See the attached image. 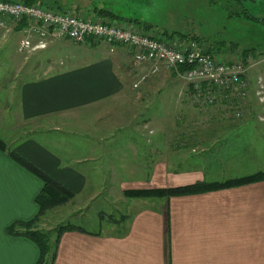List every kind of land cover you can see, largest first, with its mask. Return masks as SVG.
I'll list each match as a JSON object with an SVG mask.
<instances>
[{"label": "crops", "instance_id": "obj_1", "mask_svg": "<svg viewBox=\"0 0 264 264\" xmlns=\"http://www.w3.org/2000/svg\"><path fill=\"white\" fill-rule=\"evenodd\" d=\"M36 1V4L42 3L57 11L74 12L110 23H126L143 33L145 28H150L147 31L150 35L173 34V39L178 40L175 37L177 29L173 27L179 7L175 0ZM185 1L188 3V0L183 3ZM10 34L21 33L8 32L0 39V45L6 43ZM32 42L36 44L38 39L33 37ZM45 52H51V57L55 53L66 56L58 64H52L51 57L45 62L40 59ZM21 55L23 60L16 64L19 68L8 88L11 104L0 109V141L4 145L3 150L0 149V264H264V181L168 198L128 199L123 195L127 190L223 182L262 171L214 179H207L203 171L210 164L215 167L225 162L236 165L239 154L246 152L247 143L241 138L247 135L244 130L253 129L254 135H264V123L259 120L264 113L250 103V96L246 101V113L256 121L206 120L198 124L176 120L169 125L171 131L167 141L160 138L162 142H156V147L151 148L154 159L148 177L121 180L117 189L112 184L106 187V180H101L100 184L92 182L100 168L94 164L99 158L91 154L92 151L76 152L72 147L76 143L80 146L79 141L40 139L33 134L41 129L59 132L64 127L91 130L94 146L108 142L109 138L92 137L120 125L134 127L140 136V129L145 130V125L143 120L136 121V117L140 100H144L147 91L144 86L139 90L129 87V77L136 79L145 70L135 62L133 50L93 38L75 44L67 39L49 37L44 49ZM33 58L36 64H31ZM231 59L234 58L230 56L225 60ZM165 78L173 80L176 76L163 71L148 78L140 87ZM177 106L175 111L182 114L190 109ZM129 109L137 111L129 118L130 123L124 118ZM194 110L198 112L197 108ZM160 111L158 108V113ZM203 111L200 110L211 118L216 114L221 119L226 116L220 106ZM191 123L200 128L201 137H194L187 131ZM161 129L158 123L152 133L163 135ZM241 141L243 144L238 146H227ZM199 145L202 147L196 151ZM127 147L132 156H140L133 141ZM93 150L95 152V147ZM241 161L242 166H246L249 159L243 157ZM30 168L72 194L63 207H73L75 212L82 213L105 192L117 204L113 209L122 214L118 220L110 221V229L101 232L68 225L72 228L58 237L52 239L50 235V250L40 261V252L32 240L8 231L12 226L30 223L39 213L36 198L43 182ZM103 218L102 214L100 219ZM41 220L42 216L33 228L39 229L36 225H43Z\"/></svg>", "mask_w": 264, "mask_h": 264}, {"label": "rangeland", "instance_id": "obj_2", "mask_svg": "<svg viewBox=\"0 0 264 264\" xmlns=\"http://www.w3.org/2000/svg\"><path fill=\"white\" fill-rule=\"evenodd\" d=\"M175 1L176 4H179V7H177L178 17L174 16L175 18L173 19V27L177 29L175 36L178 38L180 35L189 38L188 40H195V42L198 40L199 42L197 43L202 45L204 49L211 51L212 55H217L220 58L227 59L231 56L247 62V76L250 81L248 97H251L250 103L255 105L259 112L262 109L264 113V0H188V3L186 1L183 3L184 0ZM174 8L176 9V7ZM103 22H107V20H103ZM18 26V24L16 26L12 25L13 29L11 28V30L15 31ZM145 33L149 34L150 32ZM21 36L22 34H10L6 38V43L0 45V109L5 104H11L8 88L13 81L10 79L19 68L16 64L23 60V55L17 51L18 41ZM51 54V52H45L40 59L45 62L51 57ZM53 55L51 57L52 64L54 62L58 64L66 56L61 53ZM244 58L246 61H244ZM36 59L39 61L38 57ZM31 64H36V60ZM43 66H45L44 63ZM25 68L27 69L28 67L26 66ZM129 78V87L133 88L136 79L133 76ZM143 86L147 91V95L143 94L145 98L140 100L139 116H134L137 119L136 121L143 120L145 125V130L140 129V136L137 130L129 125H120L104 132L102 135L98 134L92 137L96 139L101 137L109 138L108 142L95 143V146L92 145L94 143L90 139V136H93L89 133L91 130H80L74 127L73 129L64 127L59 132L41 129L37 133L35 132L33 136L35 138L40 137V139L47 137L49 139L58 138L61 140L73 139L79 141L80 146L76 143L72 147L77 150L76 152L82 154L92 151L91 154L95 153L96 157L99 158L94 164L100 168L96 171L92 182L100 184L101 180H106V187L112 184L118 189L117 186L121 180L134 181L148 177L152 159H154L151 154V148L156 147V142H162L160 138H164L163 140L167 141L171 131L169 125H172L176 120L185 119L189 122H198V124L206 120H255L253 117L249 118L248 113H246L248 97L244 100V105L242 103L239 105V109L243 112V117L236 119L233 118L234 111L229 106L224 108L220 106L222 105L221 103L213 106L196 104L188 86L177 78L173 80L165 78L133 89L139 90ZM159 89L160 92H158ZM177 105H184L190 109L188 113L182 114V112L175 111L177 110ZM192 105L197 108L198 112L194 110ZM217 106L223 109L226 118L223 116V119H221L217 114L211 118L210 114H205V110H213ZM109 108L108 106L107 109ZM158 108L161 110L159 113ZM200 110H204L203 112L205 113L202 114ZM133 111L129 109L125 112L126 116L124 118L127 117L129 123V118L134 113H137V111ZM85 115L88 116L90 114ZM206 115L208 118H206ZM261 119H263L262 122L264 123V115H261L259 120ZM158 123L161 125V131L164 132L163 135H159L158 132L152 133L153 127ZM179 130L182 131L183 129L179 128ZM187 131L192 133L194 137H201L200 128L193 123L190 124ZM253 132V129L244 130L247 135H243L241 138L247 143L246 146L244 145L246 152L239 154L240 156L236 158V165L225 162L223 165L215 167V165L210 164L209 167L203 169L207 179L233 177L238 173H251L260 169H263L262 171L264 172V135H254ZM2 138L7 139V136ZM137 140H139L138 145L136 144ZM131 141L135 143L136 148H139L140 156H132L127 147V144ZM243 141L227 146L235 147L243 144ZM94 147L96 149L95 152L93 150ZM201 147L199 145L195 150L197 151ZM161 149H163V146H161ZM243 157L249 159L246 166H242L241 160ZM190 162H193V160ZM190 162L189 166H191ZM177 164L178 162L175 163L176 166ZM171 165V169H173V164ZM181 165L185 167L184 164ZM111 174L115 175L112 177ZM112 201L110 200V194L100 193L96 200L88 206V209L83 211L86 214L75 212L73 207H63V205L68 203L66 202L50 209L45 216H42L43 225H36V227L43 232H54L56 228L68 225H76L90 232H101L110 229V221L118 220L122 214L120 210L113 209L117 204ZM113 203L115 204L113 205ZM102 214L104 218L101 220L100 216ZM108 215H112L111 218L113 219L110 220L111 218ZM51 236L54 239L55 233L51 234Z\"/></svg>", "mask_w": 264, "mask_h": 264}, {"label": "built area", "instance_id": "obj_3", "mask_svg": "<svg viewBox=\"0 0 264 264\" xmlns=\"http://www.w3.org/2000/svg\"><path fill=\"white\" fill-rule=\"evenodd\" d=\"M11 24H18L16 30L22 34L17 50L20 54L44 49L49 37L67 39L75 44L93 38L110 45L127 46L133 50L135 62L145 68L136 77L133 88L169 71L188 86L196 104L221 103L220 106H229L234 111L233 118L243 117L239 105L248 97L250 81L248 66L238 58L225 60L207 53L195 41L145 34L126 23L103 22L40 4L0 0V39L12 31ZM33 37L38 39L36 44L32 42Z\"/></svg>", "mask_w": 264, "mask_h": 264}, {"label": "trees", "instance_id": "obj_4", "mask_svg": "<svg viewBox=\"0 0 264 264\" xmlns=\"http://www.w3.org/2000/svg\"><path fill=\"white\" fill-rule=\"evenodd\" d=\"M3 1H15V0H3ZM17 1H20L26 5H33L37 3L36 0H17ZM39 4L43 7L49 8L48 6L42 3H39ZM105 14L111 15L109 13H105ZM110 17H113V16H110ZM145 29H147L145 31L147 32L148 29L150 28H145ZM155 36H163L169 40H174L173 34L168 35L166 33H161ZM184 38L185 37L179 36L177 39L182 40ZM196 42H199V41L196 40ZM206 52L211 54V51L209 50H206ZM244 61H246L245 58H244ZM244 63L246 64L247 62H244ZM182 69L183 68H180V70ZM3 147L4 145L0 141V149L3 150ZM30 169L32 170L34 175L37 176L39 179H41V181L43 182L42 189L36 198V203L39 207V213L36 216V218H34V220H32L30 223L19 224L18 226H12L9 228L8 231L12 233L17 232L18 235H22L32 240L38 247V250L40 252V261H41L43 258L46 257V255L48 254V251L50 250L51 233H55V236L57 235L56 237H58L60 233H62L65 230L71 229L72 227L71 226H61V227L56 228L54 232H43L39 229L33 228V225L36 222V220H38L41 216H43L50 209L68 202L72 198V194L68 192L67 190H65L64 188H62L61 186H59L58 184H56L50 178L41 174L39 171L32 169V168ZM262 181H264V172L259 171L254 174L248 175V176L229 179L223 182H198L192 185L176 187V188L134 189V190L124 191L123 195L128 199L168 198V197H175V196H186V195L207 193L211 191L229 189V188L238 187L241 185H247V184H252V183L262 182ZM17 228L21 230L20 231L14 230Z\"/></svg>", "mask_w": 264, "mask_h": 264}]
</instances>
